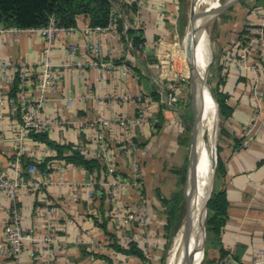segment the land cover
<instances>
[{
  "label": "crops",
  "instance_id": "1",
  "mask_svg": "<svg viewBox=\"0 0 264 264\" xmlns=\"http://www.w3.org/2000/svg\"><path fill=\"white\" fill-rule=\"evenodd\" d=\"M183 4L148 0L138 8L124 3L111 29L96 30L81 17L75 27L58 31L51 55L53 87L49 88L40 85L44 35L37 29L0 30V99L10 95L16 75L20 77L22 67L26 68L27 78L19 89L26 87L36 119L62 121L49 125L48 137L80 150L88 159H98L103 167L97 182L84 167L52 159L46 164V175L37 177L38 187H21L23 227L40 238L25 241L22 264H160L167 241L164 198L180 192L190 150L186 113L178 104L168 103V88L152 63L162 42L171 47L180 38ZM211 8L204 17L206 29ZM263 8L264 0H243L214 24L215 83L222 57L237 53L246 20L259 21ZM129 29L135 34L129 35ZM134 36L142 39L137 46ZM263 50L264 42L259 51ZM251 62L258 69L263 108L246 148L240 145L253 120L251 91L256 75L250 69L231 67L220 85L231 108L226 121L230 134L220 144L225 173L218 182L226 192L228 210L220 243L205 245V264H223L228 257L255 264L264 247V59L255 54ZM4 73L10 77L9 91L3 88ZM0 117V175H15L17 157L24 168L28 159L44 162L56 155L49 145L31 138L29 131L22 136L25 150L19 155L23 114L4 106ZM116 118H127L130 124L121 126L114 122ZM101 140L111 152L110 162L99 157ZM125 179L130 183L124 184ZM114 207L132 214L131 222L118 221ZM9 209L10 200L0 194V242ZM110 234L123 246L130 237H141L146 258L116 252L110 246ZM4 251L0 248V264H6Z\"/></svg>",
  "mask_w": 264,
  "mask_h": 264
},
{
  "label": "built area",
  "instance_id": "2",
  "mask_svg": "<svg viewBox=\"0 0 264 264\" xmlns=\"http://www.w3.org/2000/svg\"><path fill=\"white\" fill-rule=\"evenodd\" d=\"M112 2V15L113 18L109 22L106 27H95L96 30H105L111 29L114 26L115 22V13L118 11L121 6L126 4H134L138 8L143 7L148 0H110ZM260 20H246L244 30L245 36L243 40L239 43L237 53H227L222 57L221 60V70L220 76H225L227 71L231 67H236L240 70L242 69H250L256 75V83L254 84L251 94L252 101L254 106L253 111V120L249 124L248 128L245 129L241 147L246 148L250 144V140L252 137V132L255 128L256 121L259 117V114L263 108L261 103V96L263 95V90L261 87V83L259 80V76L257 74V67L255 64L251 62L252 57L255 54H261L264 59V50L259 51L264 42V8L259 11ZM72 28V27H70ZM15 30H22L20 28H9ZM7 28H1L0 30H9ZM29 29H37L39 30L45 37V47H44V60L42 62L43 73L40 79V85L45 88L53 87V64L51 62V55L53 49V43L56 37V33L65 28L58 27L52 21L47 26H43L40 28H29ZM165 50L166 45L163 42L158 46L156 50V60L152 63V68L158 74L163 72L164 68L167 67L165 61ZM93 53L98 55L96 49H94ZM92 64H98L97 62H93ZM103 67L107 66L106 63H100ZM20 79L25 82L27 78L26 68L22 67L20 72ZM4 86L3 88L8 91L10 77L8 74L4 73L3 75ZM177 99L167 96V101L169 104L175 102ZM4 106H9L12 113L16 111H20L23 114V125L20 128V136L17 141L19 143V155L24 153L25 146L23 142V137L30 129H34L38 132L46 133L49 125L53 123H62L59 120H38L36 119V111L34 105L31 103V100L28 98L27 90L25 86H22L15 97L4 96L0 99V116L1 109ZM144 111V107L141 108V112ZM1 118V117H0ZM114 122L120 124L121 126H128L130 121L127 118H116ZM99 157L107 162H110L112 155L107 146V143L103 140L100 142V154ZM14 165V176L0 175V194H5L10 200V209H9V219L5 226L4 230V238L0 242V248H4L5 251L2 252L1 256L6 257V264H22V253L25 246V241L27 239H34L36 242L40 241L38 236H34L30 232H27L23 227V214L20 208L19 200H20V189L25 185H29L32 187H38L40 182L37 180L38 176H45L46 172L40 170L36 164H29L25 169L20 166L19 157H17L13 163ZM25 174V175H24ZM128 180H124V184H129ZM121 184V183H120ZM90 186H93V183H89ZM93 195V191L90 192V196ZM118 221L123 224H129L132 220V214H128L126 211L124 213L120 210L119 207H114L113 214ZM45 240L49 242L51 240L50 234L46 236ZM136 242L138 245H142V238L139 236H132L128 240ZM103 248V246H99ZM255 264L264 263V247L259 252V257L255 259ZM223 264H242L241 262L235 261L234 259L228 257L225 258Z\"/></svg>",
  "mask_w": 264,
  "mask_h": 264
},
{
  "label": "trees",
  "instance_id": "3",
  "mask_svg": "<svg viewBox=\"0 0 264 264\" xmlns=\"http://www.w3.org/2000/svg\"><path fill=\"white\" fill-rule=\"evenodd\" d=\"M180 1L184 3L186 0ZM132 5L134 6V4ZM81 17H85L92 28L98 26L106 27L113 18L112 2L110 0H0V25L7 29L40 28L47 26L52 21L58 27L70 28L75 27ZM183 27L184 23L182 14V21L180 25L181 32H183ZM128 33L129 35L135 34V32L131 29L128 30ZM141 42L142 39H140V37L134 36V44L136 46ZM213 65L214 61L212 62L211 69ZM223 79L224 78L219 74L215 85H211V90L219 106L220 138H224L226 135L230 134L226 127V121L231 115V108L227 103L228 95L220 89ZM20 84L21 79L19 75H16L9 96L15 97L17 95ZM29 136L36 141H41L49 145L56 151V155L54 157L46 158L44 162L28 159L23 165V169H25L29 164H36L40 170L45 171L48 161L52 159H58L63 160L66 164L82 166L88 171L89 174H94L96 176L95 178L97 182L100 180L103 167L98 159H88L80 150L52 141L48 137L47 133L30 129ZM238 144H240V142ZM221 149V146L218 145L216 186L208 202V213L206 218V246L220 243L223 227L227 219V195L225 190L219 189L218 187V182L225 173L223 162L220 156ZM184 178L186 179V168L184 172ZM96 188L99 189V184L97 183ZM100 191L103 192L101 189ZM164 203L166 204L167 223L165 225V230L168 243H166L164 246L166 248V255L161 258L160 264H163L164 260L166 259L170 243L172 242L175 233L181 226L182 219L184 217V207L182 204L183 198L181 192L174 194L170 198H164ZM103 227L105 228V225H103ZM110 235L112 239L110 246L116 252L122 253L124 255H133L141 259L146 258L143 248H141V246L136 242L130 241L126 246H123L118 242L114 234ZM204 239L205 238L203 235V244ZM203 257L204 250L200 259L193 264H199ZM206 261L207 257L205 256L202 264H205ZM111 264L114 263L111 261Z\"/></svg>",
  "mask_w": 264,
  "mask_h": 264
},
{
  "label": "rangeland",
  "instance_id": "4",
  "mask_svg": "<svg viewBox=\"0 0 264 264\" xmlns=\"http://www.w3.org/2000/svg\"><path fill=\"white\" fill-rule=\"evenodd\" d=\"M209 0H201V12L203 17H205V15L207 14V11L204 12V7L206 6L207 2ZM243 0H219V4L216 5V0H213V5H212V16L213 19H211L212 17L210 16V21H209V26L207 27V32L211 41V46H212V50H213V61L215 62V56L217 54V46L215 45L214 39H213V29H214V24L217 25V21L219 22L220 18L223 16V14L226 12V10L228 9V11L232 10L233 7L239 3L242 2ZM227 2H231L232 5H230L229 8H227L225 11L221 10V6H223L224 4H226ZM191 9H192V0H186L183 4V23H184V28H183V32L180 34V38L178 39V41H176L175 46H167L166 45V50H165V61H166V65L167 67L164 68L163 72L158 73V77L159 80L162 84H164V86L166 85V87L168 88L167 91V96L170 95V97L176 98L177 100L175 102H172L173 104H178L179 106H181V109L183 111V113H186V118H187V131H186V141H187V145H188V150H190V152L188 151V154L191 155L192 149H193V137H191V128L193 126V109H192V95H191V88H190V76H191V72H190V68H189V62L187 60V58L190 56L189 53H187L186 51V47L184 46V36L186 34V37H188L189 33H190V29H188V24H189V18H190V14L191 13ZM208 24V23H206ZM188 29V31H187ZM187 31V33H186ZM186 51V52H185ZM194 51L198 53V57L200 56L201 50L200 48H197L195 42H194ZM214 66L212 67V69L209 72L208 75V81H209V85L211 87V85H215V75H214ZM204 138L207 141V143H209L208 140V134H204ZM221 144V138H220V134H219V126H218V135L216 138V142H215V146H216V151H217V146ZM218 156V153H217ZM190 172L191 175L193 176V156L190 159ZM206 166L208 168H210L211 166V154L209 152V157L206 161ZM188 167H189V158L186 164V179L188 176ZM186 179L183 182V184L180 186V192L183 198V207H184V213H185V208H186V193L189 191V189L191 188L192 185V180L190 185L187 187L186 185ZM207 234V233H206ZM182 235H178L176 237V247H181V250L183 252V240H182ZM195 235V234H194ZM193 235V236H194ZM203 238V236H202ZM202 238L201 240L194 245L192 251L190 252V255L188 256V261L187 264H189L190 262H192L191 264L197 262L200 257L203 254V243H202ZM174 239V238H173ZM173 241V240H172ZM166 243H168V241H166ZM172 243V242H171ZM170 243V246H171ZM165 246V244H164ZM169 246V249H170ZM205 251V249H204ZM164 256L166 255V248L164 251ZM169 252L170 250L167 252V257L164 260L163 264L167 263V258L169 257Z\"/></svg>",
  "mask_w": 264,
  "mask_h": 264
},
{
  "label": "bare ground",
  "instance_id": "5",
  "mask_svg": "<svg viewBox=\"0 0 264 264\" xmlns=\"http://www.w3.org/2000/svg\"><path fill=\"white\" fill-rule=\"evenodd\" d=\"M217 2H219V0H217ZM212 5H213V0H209L206 6L203 8L204 12L207 10H210V7H212ZM194 8L196 12L201 11L200 10L201 0H196ZM203 21H204V17L198 19L195 26L188 28L191 31L188 37H186V34L184 36V46L186 47L187 53H189L190 55L187 58L188 62L193 64L194 67L195 65L196 67H198L199 65V66H203L204 69H206L208 60H209V50H208V35L202 29ZM201 33H203V35L200 41H198ZM194 42L197 48H200L201 50L199 57H198V53L194 51ZM203 105L205 108V112H204V118L201 123V128L203 130V134H208L209 143H207V141L203 137L204 135L200 137L199 139H196V138L194 139L193 137L194 144H193V149L190 155V158L193 156L192 183L194 181V176H195L196 157L198 153L200 155V161L197 167L198 185L192 194V215H193L194 234H195L193 236L194 245H196L201 240L202 236L204 235L202 228H201L202 208H203L204 199L208 195L209 180L211 178V166L210 168H208L206 166V163H207L206 161L209 157V152H210L211 163H212L213 155H214L213 141L215 140V135H218V129L216 128V125H217L216 106L207 91H205V102H203ZM190 190L191 188L189 189V191ZM181 234H183L182 228H180V230L178 231V233L176 234V236L174 237L171 243V246L169 249L170 250L169 257L167 258L166 264L179 263L182 250H181V247H176L175 242H176V237ZM191 263L192 262H190L189 264Z\"/></svg>",
  "mask_w": 264,
  "mask_h": 264
},
{
  "label": "water",
  "instance_id": "6",
  "mask_svg": "<svg viewBox=\"0 0 264 264\" xmlns=\"http://www.w3.org/2000/svg\"><path fill=\"white\" fill-rule=\"evenodd\" d=\"M231 1V0H229ZM195 2L196 0H192V9L190 13V18H189V24L188 28L195 26L196 22L198 19L203 18L202 12H196L195 11ZM232 5L231 2H227L223 6H221V10L225 11L227 8ZM212 10L211 12V19H213L212 16ZM202 29L204 32H208L206 30V23L205 21L203 22ZM203 33H201L200 38L198 41H200ZM208 50H209V60L207 64V68L204 69L203 66L194 67L193 64L189 63V68L191 72L190 76V88H191V95H192V109H193V126L191 128V137H194V139H199L202 137L203 130L201 128V123L204 118V112L205 108L203 105V102H205V91L208 92L212 100L214 101V104L216 106V118H217V125L216 128L218 129L219 126V106L218 103L213 95V92L211 90V87L209 85L208 81V75L211 70V65L213 62V50L211 46V41L208 35ZM204 137V136H203ZM217 135H215V140L213 141V148H214V155H213V160L211 163V178L209 180V191L207 197L204 199L203 202V208H202V220H201V228L204 234V244H203V250L205 249V240H206V218H207V213H208V202L212 196V193L214 192L215 188V183H216V172H217V151H216V142ZM204 140V139H203ZM190 156H189V167H188V176L186 179V185L187 187L190 185L191 180H192V175L190 172ZM200 161V155L198 153L196 157V169H195V176H194V181L191 185V190L186 193V208H185V213L184 217L182 219L181 226L175 233L174 237L180 230V228L183 229V235H182V240H183V252L181 253V257L179 259V263L177 264H187L188 256L190 255V252L192 251L194 247V222H193V215H192V194L193 191H195L197 185H198V176H197V167ZM173 237V238H174ZM173 240V239H172ZM169 251V249H168ZM167 251V252H168ZM203 260V258H202ZM201 260V262H202ZM201 262L199 264H201Z\"/></svg>",
  "mask_w": 264,
  "mask_h": 264
}]
</instances>
